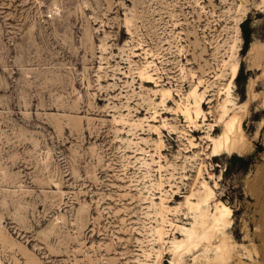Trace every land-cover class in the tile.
<instances>
[{
	"label": "rangeland",
	"instance_id": "1",
	"mask_svg": "<svg viewBox=\"0 0 264 264\" xmlns=\"http://www.w3.org/2000/svg\"><path fill=\"white\" fill-rule=\"evenodd\" d=\"M260 4L0 0V264H264ZM239 107L243 151L212 157ZM218 202L230 227L175 250Z\"/></svg>",
	"mask_w": 264,
	"mask_h": 264
},
{
	"label": "bare ground",
	"instance_id": "2",
	"mask_svg": "<svg viewBox=\"0 0 264 264\" xmlns=\"http://www.w3.org/2000/svg\"><path fill=\"white\" fill-rule=\"evenodd\" d=\"M260 5H264V0H261ZM238 70H239V64H236L232 67V69H231V82H233L235 80V78L237 77ZM140 76L142 79L146 80L147 82L153 80V77L149 74L141 73ZM165 94H166L165 96H171L170 92H166ZM190 95L192 97H194V100H193L194 102L192 104H188L183 110H181L182 111L181 114L183 113L182 115L186 116L187 120L189 121V124L192 125V127L193 126L196 127L197 124L195 121L197 119H199L200 116H203L202 103H203L204 97L198 95L197 89L192 91V93ZM228 104H230V102ZM226 108H227V106H225L223 108L225 111V113H223L224 116H226L227 113L229 112L226 110ZM241 108L242 107H239L236 109H239V111H240ZM192 110H194V117L192 116ZM235 113L232 117L229 116V119L224 122L223 131L218 137H216V138H213L212 136L209 137L208 141L211 144V150H212L211 155L214 158L221 156L222 152L225 149H228L230 147H231V149H233L235 151H243V148H244L243 143L245 141L244 140L245 137H244L242 126H241L243 117L240 114L241 111L235 112ZM215 127H219V125L215 126ZM244 145H246V144H244ZM244 151H246V149ZM204 189L206 192V196H205V198H203L201 203L203 205H205V207H206V206H209V202L212 200L214 193H213V190L207 184H204ZM187 203H188V201H187ZM190 204H191L192 209L194 207L197 211L198 205L196 204L197 206H194V204H192V203H190ZM199 207H201V206H199ZM189 209H190V205H189ZM192 209H190V210H192ZM195 209H193V211ZM202 210H204V209H202ZM199 212H201V211L199 210ZM205 212L207 213V211H205ZM206 216L208 217L209 215L201 212L200 227L198 225L199 221L197 220V223L194 224L191 227V229L187 230V232L185 234L186 240L181 241V242L179 241L175 244V246H174L175 250H177V251L186 250V252H189L192 249H195L201 241H204L207 239L210 240L209 237L216 234L217 230L222 231V229L229 228L231 223H232V210H231V208L228 207L227 205L223 204V203H220V202L215 203L214 210L209 216V219H210L209 223H208V220L206 219ZM200 229L202 231H200ZM157 234L159 237V241H162V239H163L162 229H157ZM223 245H221V246H223ZM223 247L220 249L223 250ZM222 250H221V252L216 253L215 259L218 260V262L220 261V262L224 263V262H226L225 260L227 257V255H226L227 253L225 252L226 253L225 254L224 251L222 252Z\"/></svg>",
	"mask_w": 264,
	"mask_h": 264
}]
</instances>
